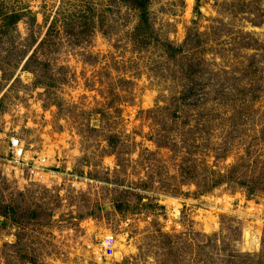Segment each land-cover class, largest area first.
Returning <instances> with one entry per match:
<instances>
[{
  "label": "rangeland",
  "instance_id": "obj_1",
  "mask_svg": "<svg viewBox=\"0 0 264 264\" xmlns=\"http://www.w3.org/2000/svg\"><path fill=\"white\" fill-rule=\"evenodd\" d=\"M0 264H264V0H0Z\"/></svg>",
  "mask_w": 264,
  "mask_h": 264
},
{
  "label": "built area",
  "instance_id": "obj_2",
  "mask_svg": "<svg viewBox=\"0 0 264 264\" xmlns=\"http://www.w3.org/2000/svg\"><path fill=\"white\" fill-rule=\"evenodd\" d=\"M103 245L105 247V255L111 256L115 249L113 236H107Z\"/></svg>",
  "mask_w": 264,
  "mask_h": 264
},
{
  "label": "bare ground",
  "instance_id": "obj_3",
  "mask_svg": "<svg viewBox=\"0 0 264 264\" xmlns=\"http://www.w3.org/2000/svg\"><path fill=\"white\" fill-rule=\"evenodd\" d=\"M14 143H15V141H14Z\"/></svg>",
  "mask_w": 264,
  "mask_h": 264
}]
</instances>
